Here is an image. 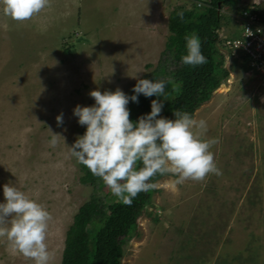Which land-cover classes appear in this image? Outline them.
Listing matches in <instances>:
<instances>
[{
	"label": "rangeland",
	"instance_id": "rangeland-1",
	"mask_svg": "<svg viewBox=\"0 0 264 264\" xmlns=\"http://www.w3.org/2000/svg\"><path fill=\"white\" fill-rule=\"evenodd\" d=\"M180 3L190 5L48 0L24 21L0 14V184H14L49 212L48 264H59L65 231L91 192L78 181V165L67 151L84 131L73 106L91 105L92 89L125 92L146 64L152 67L168 33L167 13ZM252 3L238 0L236 6ZM258 6L264 13V0ZM220 10L219 32L237 36L238 14ZM231 57L224 62L228 78L193 114L205 120V136L217 138L211 151L220 175L174 184L166 173L156 180L147 207L155 215L137 218L121 264H264V84L244 74L245 62L230 66ZM49 129L57 135L55 147ZM101 189L109 191L104 184ZM0 264L33 261L0 237Z\"/></svg>",
	"mask_w": 264,
	"mask_h": 264
},
{
	"label": "clouds",
	"instance_id": "clouds-1",
	"mask_svg": "<svg viewBox=\"0 0 264 264\" xmlns=\"http://www.w3.org/2000/svg\"><path fill=\"white\" fill-rule=\"evenodd\" d=\"M255 2L252 4L258 6L261 0ZM47 5L48 0H0V14L24 21ZM177 15L182 17V13ZM184 49L181 64L196 66L206 61L195 33L185 35ZM132 76L136 77V73ZM165 84L163 79L136 77L131 94L119 88L92 89L88 92L94 101L91 105L77 104L72 108L84 131L67 145L69 155L99 177L111 195L124 204H131L138 192L155 188L150 178L157 174H172L174 184L186 179L202 180L209 173L220 175L211 151L218 141L205 136V120L181 110L172 111V118L160 115L163 100L168 97ZM141 94L160 99L150 100V110L132 121L126 105L130 100L137 102ZM54 119L59 126L62 113ZM49 131L52 135L48 143L55 147L57 135ZM0 191V237L9 242L14 253L31 259L33 264H48L45 241L49 212L12 183L0 184Z\"/></svg>",
	"mask_w": 264,
	"mask_h": 264
},
{
	"label": "trees",
	"instance_id": "trees-1",
	"mask_svg": "<svg viewBox=\"0 0 264 264\" xmlns=\"http://www.w3.org/2000/svg\"><path fill=\"white\" fill-rule=\"evenodd\" d=\"M174 5L167 13V30L163 48L156 63L139 76L147 79L166 81L167 99L163 100L160 115L172 118V111H187L192 117L195 109L207 101L212 92L223 83L229 75L224 66L225 50L220 44V28L223 22L221 8L235 10L239 15L243 9L259 10L257 5L247 8L236 6L238 0H185ZM182 13V17L177 13ZM264 14V13H263ZM238 20V16L236 18ZM236 21V20H235ZM240 31V30H239ZM195 33L200 40V51L206 57L203 64L190 66L180 63L184 53V37ZM239 32L237 33L238 36ZM231 37V36H229ZM230 56L232 54L227 51ZM231 65L240 60L246 62L244 54L231 57ZM151 67V68H150ZM125 90L131 94L132 85ZM159 97L138 95L137 102L131 100L126 107L129 119L135 121L137 116L150 110L149 102ZM78 165V181L91 186V192L77 208L72 221L65 231L63 249L59 264H121L126 241L136 231L137 218L147 213L154 216V210H147L152 203V194L157 188L147 192H138L131 204L119 202L109 191H102V180L93 176L82 164ZM165 174L150 178L156 180Z\"/></svg>",
	"mask_w": 264,
	"mask_h": 264
},
{
	"label": "built area",
	"instance_id": "built-area-1",
	"mask_svg": "<svg viewBox=\"0 0 264 264\" xmlns=\"http://www.w3.org/2000/svg\"><path fill=\"white\" fill-rule=\"evenodd\" d=\"M249 9H243L238 15L239 35H222L220 44L232 56L244 54L247 58L244 74L264 84V14Z\"/></svg>",
	"mask_w": 264,
	"mask_h": 264
},
{
	"label": "crops",
	"instance_id": "crops-1",
	"mask_svg": "<svg viewBox=\"0 0 264 264\" xmlns=\"http://www.w3.org/2000/svg\"><path fill=\"white\" fill-rule=\"evenodd\" d=\"M236 20V22H238V20L237 19H235ZM232 24H233V26L235 27V22H232ZM236 28V27H235ZM224 30V29H223ZM228 32V31H227ZM227 32H224L223 31V34H225V33H227ZM238 32V31H237ZM231 60H232V58L230 59V63H231ZM235 63H237V61H235ZM234 65V64H233Z\"/></svg>",
	"mask_w": 264,
	"mask_h": 264
}]
</instances>
